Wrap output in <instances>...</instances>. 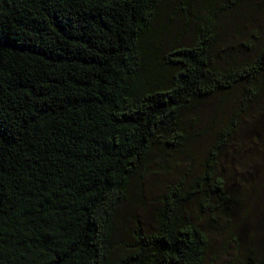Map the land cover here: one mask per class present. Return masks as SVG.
<instances>
[{"label":"trees","instance_id":"trees-1","mask_svg":"<svg viewBox=\"0 0 264 264\" xmlns=\"http://www.w3.org/2000/svg\"><path fill=\"white\" fill-rule=\"evenodd\" d=\"M196 1L0 0V264H208L221 245L236 263L262 261L251 248L264 233V138L235 184L224 158L264 110V30L219 62L221 23L183 36ZM170 11L184 13L177 36L174 17L158 29ZM231 93L198 172L129 224L135 190L192 154L193 117Z\"/></svg>","mask_w":264,"mask_h":264},{"label":"rangeland","instance_id":"rangeland-1","mask_svg":"<svg viewBox=\"0 0 264 264\" xmlns=\"http://www.w3.org/2000/svg\"><path fill=\"white\" fill-rule=\"evenodd\" d=\"M224 8L226 11L223 10ZM193 14L195 16L193 29L187 30L186 33L184 32L183 36L185 38H190L194 32V26L200 25L201 21L208 17L214 19L218 24L221 23L223 34L215 50V56L219 62H221V58H223L224 62L229 61L230 56H227L226 52L236 53L243 44L253 47V43H251L253 35L260 34L259 37L262 38L261 33L264 30V0H246L243 10H239L235 5H232L231 0H197L193 6ZM183 15L184 13L181 12L179 17H176L170 11L168 16L162 17L159 21V31H163L162 29L167 25L171 26L170 18L174 17L176 22L174 23L173 34L174 36L181 34L184 28ZM168 39V34L164 32L158 36L157 41L159 44L164 45ZM233 56L236 58L237 55L234 54ZM233 95H238V93ZM233 95L232 93L225 95V105L218 109L216 114V107L210 102L200 108L199 114L193 117L191 125L192 133L198 135L192 145V154L185 153L183 156L173 157L172 161L164 164L162 168H157L153 175L150 174L144 180L142 190L136 189L134 192L133 207L129 206L123 212L129 224L133 218H137L134 216L142 219L149 218L151 209L156 207V201L164 192L166 185L173 181L177 175L198 172L203 156H205V151L232 112L237 100V97ZM243 124L244 127L240 131V136L234 143V147L237 149L229 150L224 158L225 170L233 172V175H230V184H235L242 174L250 173L252 175L253 173V171H248L250 164H246L244 168L242 164L245 163V159L248 156L259 149V140L264 138V110L262 114L256 110H251L250 118ZM239 144L241 146L240 151L238 149ZM234 154L239 155L235 156ZM137 197H141L142 202H138ZM256 221H260V217H257ZM253 242L254 246L251 250H256L262 255V261L257 264H264V233L260 237H255ZM219 247V251L212 255L208 264H239L234 260L236 249L233 245H221ZM250 256L253 262L256 263L254 255ZM244 262L250 264L247 259Z\"/></svg>","mask_w":264,"mask_h":264}]
</instances>
